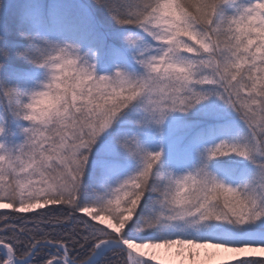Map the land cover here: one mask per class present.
<instances>
[{
  "label": "snow or ice",
  "instance_id": "6c2138e0",
  "mask_svg": "<svg viewBox=\"0 0 264 264\" xmlns=\"http://www.w3.org/2000/svg\"><path fill=\"white\" fill-rule=\"evenodd\" d=\"M0 264H264V0L0 2Z\"/></svg>",
  "mask_w": 264,
  "mask_h": 264
},
{
  "label": "rangeland",
  "instance_id": "374dc122",
  "mask_svg": "<svg viewBox=\"0 0 264 264\" xmlns=\"http://www.w3.org/2000/svg\"><path fill=\"white\" fill-rule=\"evenodd\" d=\"M0 2L5 3L6 6H7V4H8V0H0ZM173 251H174V250H173ZM201 251H203V250H201ZM159 254H160V256L163 257V258H166V257H167V253L165 252V250H159Z\"/></svg>",
  "mask_w": 264,
  "mask_h": 264
}]
</instances>
